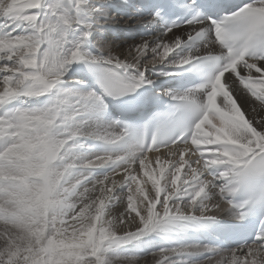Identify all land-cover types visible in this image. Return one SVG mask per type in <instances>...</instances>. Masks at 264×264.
I'll return each mask as SVG.
<instances>
[{
    "label": "snow or ice",
    "instance_id": "1",
    "mask_svg": "<svg viewBox=\"0 0 264 264\" xmlns=\"http://www.w3.org/2000/svg\"><path fill=\"white\" fill-rule=\"evenodd\" d=\"M70 2L78 13L83 0ZM185 7L200 6L190 0ZM207 7L223 9L227 4L214 0ZM158 15L157 10L153 20ZM82 23L67 14L61 0H0V264H113L105 256L110 247L157 229L178 222H215L219 212L242 220L257 205L264 207V184L241 202L234 199L242 187L264 178V120L253 124L237 102L243 94L264 108V0H252L215 19L201 18L197 11L183 25L168 26L155 43L135 45L133 63L110 51L99 57L83 51L90 35L86 23L81 39L69 46L68 31ZM201 38L218 43L223 55L213 56L206 42L203 55L196 49L195 55L169 61L182 45L190 47L189 41ZM98 46L101 51L108 47ZM149 54L151 59L143 60ZM205 59L216 62L214 73L195 90L172 96L196 113L179 135L164 140L155 133L151 139L141 135L128 151L98 155L79 166L65 161L69 141L87 135L116 145L129 136L127 127L116 122L67 135L55 131L60 106L69 97L77 96L81 107L92 101L103 108L91 91L65 89L48 107H26L28 98L56 88L74 62L101 66L100 86L119 96L140 87L150 67ZM129 68L136 70L135 76L122 78L116 71ZM193 92L205 99L197 102ZM14 101L19 106L9 108ZM183 122V117L176 121ZM103 166H110V172L88 186L87 177L72 171ZM121 185L126 186L120 198L123 211L113 217L109 205ZM210 191L218 199H211ZM198 254L205 255L199 264H264V218L250 244L231 249L176 244L151 253L158 257L156 264H188L171 258ZM117 260L138 264L132 256Z\"/></svg>",
    "mask_w": 264,
    "mask_h": 264
},
{
    "label": "bare ground",
    "instance_id": "2",
    "mask_svg": "<svg viewBox=\"0 0 264 264\" xmlns=\"http://www.w3.org/2000/svg\"><path fill=\"white\" fill-rule=\"evenodd\" d=\"M61 1H62L61 7L67 12V14L70 17L71 16H77L83 23H86L88 25H90V23H88L86 21L87 20V17L91 16L94 13V11H93L94 9H95V11H99L100 10L99 8H101V7H102V9L105 8V10L103 9V11H101V12H103L102 15H104L103 16V19H104V17H107L106 16V13L108 12L106 10V8H110V9H113L114 10V8L119 7L122 4V1L121 0H104V1H100L101 3H99V4L101 6L95 8V6H91V5H89V3H85L86 0H83V3L81 4L80 11L77 13L76 10H75V8H74V6H73V3H71L70 0H61ZM98 2H95V0H94V3H98ZM101 12L99 14H101ZM95 17H97V16L94 13V18ZM121 17H119V18H121ZM105 19H107V18H105ZM134 22L137 24L136 26L143 25V26H145L147 28H149L150 25H151V23H149V21L146 18H144V17L135 18V20L133 21V23ZM83 23L80 26H75L74 25L70 30L74 31L77 28H80L81 29L83 27ZM92 23H94V22L92 21ZM100 23L103 24L102 27L105 28V31L104 32H106V28L107 27H110V26L115 27V29H116V26H117V28H125L126 30L134 29L136 27L135 26L133 28H130L132 26V23H130L128 21H125L123 24H119L118 22L117 23L114 22L110 26H106V25H109V24H107L106 21H101ZM91 28L92 27H89L87 29L89 31L90 35L84 41V43L81 45L83 51L89 53L92 56H98V57L99 56H107L109 54V51H110L114 56H117L121 60H125V58H127V60H126L127 63H133L134 62V53L131 52V49L135 45L141 43L142 41H149L150 44L151 43H155L161 37V36H151L149 38H139L138 37L136 41H130V42H127L126 43V40H124V39H119L117 41L113 37L111 39L110 36H108L109 41H113V40H115V41H113L112 43L110 42L109 44L107 43V46L108 47H107L106 50L101 51V47L98 46V43L96 41L95 42H96V44H97L98 47H95V50H93V49L91 50L90 48L86 47V42L91 39V36L94 33V32H92L93 31L92 30L93 28L92 29ZM99 32H98V34H99ZM104 32H102L101 34H103ZM71 34H73V33H71ZM69 35L70 34H67V37H66L69 46H70L71 43H75V42L79 41V39H80L79 37H81V34H80L75 39L70 40L69 37H68ZM105 35H106V33H105ZM184 38L185 37H182V39H184ZM100 44L102 45V42L101 41H100ZM194 54H191V55H194ZM149 55H151V54H149ZM185 55H188V54H185ZM185 55H182L181 54V48H179L176 51L175 54H173L172 56L169 57V61H171L172 59L178 58V57L185 56ZM76 63L77 62H74V63H72L71 65L68 66L67 71L61 77V82L57 85L56 88H58V86H60V85H66V84H68V83H70V82L73 81L72 80V78H73L72 77V74L75 72V64ZM171 67H176V66H174L170 62H166V63H164L162 65H156L154 68H149L145 72V82L140 86V88H148V89H153V90L157 89L159 87V85L161 86V83H160L161 80L159 81L158 79L152 78V75L154 73H160V74H162V73H165L167 71H170L169 69H171ZM126 73L128 74V77H133V76L136 75V70L134 68H129ZM166 76L171 77V76H173V74H171L169 72V73L166 74ZM56 88H54V89H52L50 91H53ZM168 88H169L168 86H165L162 90H165L166 91ZM76 99L77 98L69 97L68 98V102L65 103L67 105V107H69V108H67V110L64 112L65 114H64L63 122L62 123H68V129L65 130V131H67V133L68 132H71V131H75L77 129H81V130L87 131V130H90L91 128H93V127H97V126L107 127L108 125H110V124H108L106 122H102L100 120L94 119L93 117H90L91 114H92V112H95V111H93L90 107H87L86 105H84L83 107H81L80 105L76 104L75 103ZM237 102L241 106L242 111H244V113L246 114V116L253 122V124H255V122L257 120H264V108L258 107L255 101H252V100L248 99L246 96H244L243 94H240V95L237 96ZM70 105H72V108L70 107ZM84 113H86V116H87L84 119H74V120L71 121V118H76L77 115H79V114L82 115ZM66 116L69 117V119H65ZM96 121H98V123H96ZM58 124H60V123H58ZM65 131H62L60 133L64 134ZM82 137L93 138V137L87 136V135H85V136H77V137L74 138V139H76V142L75 143H73V144H71L69 146L68 145L66 146L67 147V152H66V155H65L66 161L73 162L77 166L84 164L88 160H91V159H93L94 157H96L98 155H102V154H97V153H94V152L92 153V152H89V151H85L83 153L78 152L77 155L75 153H73L72 152V149L74 147L82 145V143L80 142V139ZM93 139H95V138H93ZM116 154H118V153H116ZM119 154H122V153H119ZM155 155H150V156H155ZM103 167H108V166H103ZM94 168H101V167H94ZM74 169L72 170L74 175L79 174L82 177H87V180H86L84 186H88L92 182H94L95 180L100 179V178H103V176H105V175L99 174V175L95 176L93 179L90 180L89 177L93 175V173L88 170L90 168H80V167H78L77 170H74ZM182 175H183V173H182ZM148 187H150V184L148 185ZM125 194H126V186L121 185V186H119V187H117L115 189V192L113 194L114 202L109 205V212H110V214L113 217L119 216L120 213L123 211V206H122V204L120 202V198L123 197ZM209 196L213 200L218 199V197L215 195V192L214 191H210L209 192ZM233 218L234 217H232L227 212H219L217 214V218H216L215 222L223 223L224 220H231ZM181 223H184L185 224L187 222H178V225L181 224ZM188 224L192 225V227H193L197 223H188ZM204 224H208V223H204ZM181 225H179V226L181 227ZM170 226L173 227V225H170ZM170 226H167V231H164V230L162 231V234L164 235L163 237H167V234L166 233H168V234L170 233V228H168ZM150 236H151V233L147 234L146 236L142 237L139 240L133 241V242H131L129 244H126V245H121V246H119L118 250H120V248L121 249L123 248L132 257H137V254H144L145 250L148 247V246L145 245V243H146V240L150 239V238H148ZM135 243H137V244L140 245L139 252H136L135 249H134V247H132ZM183 243L193 244V243H190V242H183ZM105 256L109 260H111V258L113 257V256H110V255L109 256L105 255ZM153 257L154 256H152L150 258H153ZM111 261H113V260H111ZM113 262H115V261H113ZM119 262H121V261H119Z\"/></svg>",
    "mask_w": 264,
    "mask_h": 264
},
{
    "label": "rangeland",
    "instance_id": "3",
    "mask_svg": "<svg viewBox=\"0 0 264 264\" xmlns=\"http://www.w3.org/2000/svg\"><path fill=\"white\" fill-rule=\"evenodd\" d=\"M99 1V2H98ZM100 1H104V0H95V2H98V3H94V0H86L85 1V3H89V5H91V6H95V8H97V7H99V6H101L99 3H101ZM61 3H62V1H61ZM100 9V10H99ZM98 10L99 11H95V9L93 10L94 11V13H95V15L97 16V17H95L94 18V13L91 15V16H89V17H87V20L86 21H88V22H90L91 23V27L93 28H91L93 31L92 32H94L92 35L93 36H91V38H92V42L94 43V45H93V43H92V45L90 46V49L92 50H95V47H98L97 46V44H96V42L98 43V42H102V45L104 44V45H107V43L109 44L110 42L112 43L113 41H115V40H113V41H109V38H108V36H110L111 34H109L110 32H108V30H106V32H104L105 31V28H103L102 26H103V24H101L100 22L101 21H106L107 22V24H109V25H106V26H110L112 23H114V22H118L119 24H123L124 22H125V20H123V18L121 17V16H116V15H113V11H111V10H113V9H110V8H106V10L108 11L107 13H106V16L107 17H104V19H103V16L104 15H102V13L103 12H101V11H103V9L105 10V8H103L102 9V7L101 8H99ZM110 11V12H109ZM101 12V14H99ZM102 16V17H101ZM114 16V17H113ZM99 17V18H98ZM119 17H121V18H119ZM105 18H107V19H105ZM117 19V20H116ZM101 20V21H100ZM92 21L94 22V23H92ZM96 21V22H95ZM98 21V22H97ZM100 25V27H99V25ZM97 24V25H96ZM96 25V26H95ZM131 25V24H130ZM137 24L134 22V23H132V26L130 27V28H133V27H135ZM105 26V25H104ZM115 26V25H114ZM112 29H115V27H113V26H110ZM109 27V28H110ZM124 27V26H123ZM96 29V30H95ZM108 29V28H107ZM116 29H118L117 28V26H116ZM102 30V31H101ZM100 31V32H99ZM97 32V33H96ZM98 32H99V35H98ZM102 32H104L103 34H101ZM105 33H107V35H105ZM109 34V35H108ZM101 35H104V38H101ZM183 37V36H182ZM181 37V38H182ZM111 39H112V36L110 37ZM137 38L138 37H136L134 40H132V41H136L137 40ZM69 39L70 40H73V39H71V37H69ZM91 40V39H90ZM117 41L119 40V39H116ZM96 41V42H95ZM131 40H129V41H127L126 40V43L127 42H130ZM94 47V48H93ZM147 59H151V55H149V56H145L144 58H143V60H147ZM150 68H152V67H150ZM153 76V75H152ZM154 78H155V76H154ZM160 81V80H159ZM159 87H160V85H159ZM158 87V88H159ZM61 92V94H63L64 93V91H60ZM74 92V91H73ZM76 93V92H75ZM60 94V93H59ZM77 94H81V93H77ZM72 98H78L77 96H72ZM66 105V104H65ZM67 108H69V107H67ZM65 110V109H64ZM67 110V109H66ZM65 110V111H66ZM65 114V113H64ZM79 115H81V114H79ZM79 115H77L76 116V118L79 116ZM93 115V114H92ZM58 117H61L60 115L58 116ZM63 117H64V115H63ZM90 117H92V116H90ZM65 119H69V117H65ZM73 120V118H71V121ZM96 123H98V121H96ZM109 124V123H108ZM182 225L184 224V223H181ZM181 224H179V225H181ZM177 225V226H176ZM175 226L173 225V227L172 226H170V227H168V228H170V233L168 234V233H166L167 234V237H163L164 235L162 234V231L161 230H159V229H157L156 231H153V232H151V236L150 237H148V238H150V239H148V240H146V243H145V245L146 246H148L147 247V251L145 250V252H144V254H137V257L136 258H138V264H156V259H158V257H153V258H150V257H152V255H151V253H154V252H156V251H158L160 248H169V247H174V246H176V244H186V243H181V242H179V241H177V240H175L174 238H173V234H179L180 233V231H182L183 229H185V228H187L188 226H191L190 224H188L187 226H182L181 225V227L178 225V223L176 224ZM164 231H167V230H164ZM154 234V235H153ZM169 235V236H168ZM159 241V242H158ZM132 247H134V249H135V251L136 252H139V247H140V245L139 244H137V243H135ZM112 248V249H111ZM118 248H119V246L117 247V246H112V247H110V249L106 252V254L105 255H107V256H113L112 258H111V260H113V261H115V262H113V264H124V261H122V260H117V258L118 257H129L130 255H129V253L125 250V249H121L120 248V250H118ZM133 249V250H134ZM200 255L198 254V255H194V256H188V257H173V258H171L173 261H177V260H187L188 261V264H199V262L201 261V259H199L198 257H199ZM152 259V260H151ZM109 260V259H108ZM203 260V259H202ZM119 261H121V262H119Z\"/></svg>",
    "mask_w": 264,
    "mask_h": 264
}]
</instances>
